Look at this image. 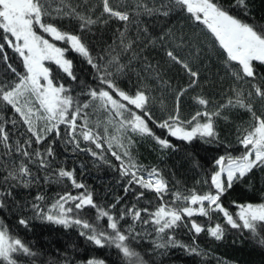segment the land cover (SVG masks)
<instances>
[{
    "label": "snow or ice",
    "instance_id": "1",
    "mask_svg": "<svg viewBox=\"0 0 264 264\" xmlns=\"http://www.w3.org/2000/svg\"><path fill=\"white\" fill-rule=\"evenodd\" d=\"M250 2L0 0V264H109L112 250L119 264L173 250L236 264L199 243L230 233L264 253V23ZM138 141L161 159L187 148L198 178L144 165ZM70 157L116 171L122 195L99 203ZM37 222L75 235L41 249L28 238Z\"/></svg>",
    "mask_w": 264,
    "mask_h": 264
},
{
    "label": "trees",
    "instance_id": "2",
    "mask_svg": "<svg viewBox=\"0 0 264 264\" xmlns=\"http://www.w3.org/2000/svg\"><path fill=\"white\" fill-rule=\"evenodd\" d=\"M251 16L255 19L257 23H264V0H251L250 2ZM183 21H179V24H183ZM111 32H105L102 39L107 40ZM97 39H101V34L97 33ZM11 55V53H9ZM153 56H156L153 53ZM77 65L78 69H83L86 66L82 65L78 57H72ZM159 59V56H156ZM261 72H264V67H260ZM179 70H174V72L169 73L170 76L174 77L175 83L178 85H183L184 79L181 75H178ZM78 75L83 76L89 83H92L91 78L87 75L85 71H79ZM94 86V85H93ZM122 87L125 85H121ZM75 87V84H73ZM193 93L192 95H195ZM168 103L171 104V98H169ZM194 102L190 98L182 99V112L185 115L192 113L195 110ZM154 114L159 117V105L154 106ZM158 134H159V130ZM231 138V137H230ZM180 143L178 141H174ZM184 148L183 145H181ZM153 146L146 141H138L137 143V158L141 163L148 166H159L165 170V174L169 170L175 173V178L183 181L187 186L191 187L194 183V179L198 178L190 170V165L187 163L184 151H188L184 148V151L176 152L168 155L166 158L161 159L160 156L154 152ZM199 158L201 162L207 166V161L210 159V153L204 151L200 145H196L194 149H191ZM111 159V157H109ZM79 163H84L86 165L84 173L81 177L83 181L90 186V188L96 194L94 198L97 199L99 203L108 204L112 202L114 197L122 195L120 177L116 171H113L107 165H101L96 167L93 162L87 157H81L80 160L76 161L74 158H69V166L78 167ZM113 164L118 162L112 159ZM256 183L259 184V177H256ZM59 191V188L54 189ZM250 194L246 193L244 189H238L233 193V198L243 201ZM89 215H92L90 213ZM6 218L9 221L10 226H14V218L7 215ZM21 234H23L21 230ZM75 234L69 232L67 235L63 231L53 230L51 228H45L39 225L37 222V227L34 233H29L28 238L33 239L36 242L37 247L44 249L51 244L53 248H63L65 242L69 241L70 237ZM246 235V234H245ZM181 239L187 241L188 237L181 234ZM233 239H240L243 242L238 244H233ZM199 243L201 247L210 248L215 252L217 256L223 257L226 260L234 261L236 264H264V253H261L258 249H255L249 242L243 237L234 236L229 234L224 242L212 243L206 240L203 236L200 238ZM98 255H105L103 252H99ZM106 258L109 264H119V259L116 256L114 250L109 251ZM158 264H200V258L189 257L183 255L179 251L173 250L169 256L161 257Z\"/></svg>",
    "mask_w": 264,
    "mask_h": 264
}]
</instances>
